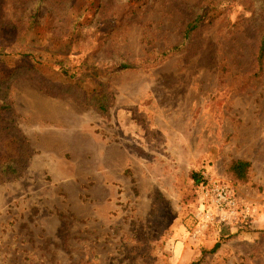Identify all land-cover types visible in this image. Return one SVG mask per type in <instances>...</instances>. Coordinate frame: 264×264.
Masks as SVG:
<instances>
[{"label": "rangeland", "instance_id": "rangeland-1", "mask_svg": "<svg viewBox=\"0 0 264 264\" xmlns=\"http://www.w3.org/2000/svg\"><path fill=\"white\" fill-rule=\"evenodd\" d=\"M257 2L2 1L0 155L18 163L0 177V264H264ZM205 176L235 215H200Z\"/></svg>", "mask_w": 264, "mask_h": 264}, {"label": "trees", "instance_id": "trees-1", "mask_svg": "<svg viewBox=\"0 0 264 264\" xmlns=\"http://www.w3.org/2000/svg\"><path fill=\"white\" fill-rule=\"evenodd\" d=\"M3 0H0V5ZM264 0H258L257 6L263 5ZM207 10L205 8H200L195 17L187 23L184 29V39H188L197 29H199L202 25L203 20L205 19ZM168 52H165L164 55H167ZM255 61L258 69L260 71L263 70L264 66V32L260 38L259 46L256 51ZM131 68V65L127 61H122L120 65L116 68L115 73L122 72L125 70H128ZM111 74V73H110ZM73 83L79 87L81 81L76 79ZM96 101L97 106L99 109L106 110L107 109V98L106 94L102 90H98V92L91 98V101ZM0 128V143L4 140L7 144V140L9 137L8 132H6L4 129ZM3 145V144H2ZM23 145V144H22ZM7 147V146H6ZM10 154H8L6 151L0 155V177L5 176L9 173H15L17 172V158L14 157V151L12 149H7ZM12 150V151H11ZM14 152V153H13ZM250 167L249 161L244 160H235L232 162L230 166V171L233 174V177L236 178L239 181H246L247 179V173L248 169ZM196 183L198 184L200 182V178L196 177ZM219 245L217 244L215 248H217ZM200 261H194L191 264H199Z\"/></svg>", "mask_w": 264, "mask_h": 264}, {"label": "built area", "instance_id": "built-area-1", "mask_svg": "<svg viewBox=\"0 0 264 264\" xmlns=\"http://www.w3.org/2000/svg\"><path fill=\"white\" fill-rule=\"evenodd\" d=\"M209 203L212 207H209ZM200 215L213 219L214 212L235 215L239 210V201L234 191L225 183L205 176L199 185Z\"/></svg>", "mask_w": 264, "mask_h": 264}]
</instances>
